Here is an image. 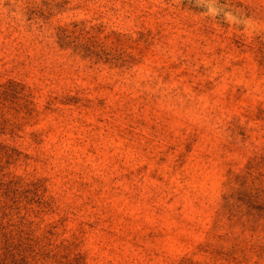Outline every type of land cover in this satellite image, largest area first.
<instances>
[{
  "label": "rangeland",
  "instance_id": "374dc122",
  "mask_svg": "<svg viewBox=\"0 0 264 264\" xmlns=\"http://www.w3.org/2000/svg\"><path fill=\"white\" fill-rule=\"evenodd\" d=\"M0 264H264V0H0Z\"/></svg>",
  "mask_w": 264,
  "mask_h": 264
}]
</instances>
